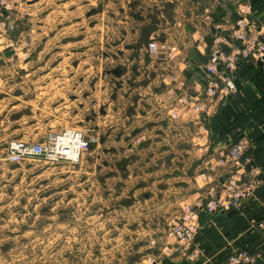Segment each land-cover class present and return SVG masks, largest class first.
I'll return each instance as SVG.
<instances>
[{
  "label": "crops",
  "instance_id": "obj_1",
  "mask_svg": "<svg viewBox=\"0 0 264 264\" xmlns=\"http://www.w3.org/2000/svg\"><path fill=\"white\" fill-rule=\"evenodd\" d=\"M65 4L61 1L54 9ZM107 5L119 16L104 20L103 2L102 12H97L103 18L98 23L103 30L100 42L107 38L113 44L108 56L101 50L97 57L101 63L97 66L101 72L96 81L98 104L93 114L89 108L81 112L87 125L80 129L99 135L101 143L82 157L81 169L93 172L86 169L79 178H66L64 188L48 193L55 196L50 209L55 214L49 217L67 209L87 216L89 204L101 212L110 209L108 204L114 214L128 210L132 218H144L146 226L151 223L146 234L153 242L155 235L159 237L160 249L167 255L156 264H224L238 250L263 253V67L254 62L240 65L235 76L238 93L204 118V129L185 116L170 117L178 94L170 89L181 86L193 92L203 84L213 34H227L241 8L249 6L252 21L264 27V0H114ZM22 9L20 4L15 10ZM0 15L8 16L1 4ZM106 22H112V33L107 35ZM76 38L65 39V46L81 40ZM153 39L167 41L180 51L172 57H150L147 45ZM105 62L110 64L108 73ZM243 138L252 157L250 175L259 184L238 209L209 214L204 206L208 188L200 176L203 161L215 162L220 151ZM120 170L128 172L126 177H121ZM186 205L198 208L199 233L190 248L169 247L163 242L168 233L165 223ZM2 216L0 210V220ZM158 219L160 228H153ZM4 225L0 221V234L8 232ZM195 249L196 256H187Z\"/></svg>",
  "mask_w": 264,
  "mask_h": 264
},
{
  "label": "rangeland",
  "instance_id": "obj_2",
  "mask_svg": "<svg viewBox=\"0 0 264 264\" xmlns=\"http://www.w3.org/2000/svg\"><path fill=\"white\" fill-rule=\"evenodd\" d=\"M61 1L66 3L63 8L54 9ZM100 1L27 0L20 11L15 10L18 5L11 10L1 6L8 16L0 15V221L8 232L0 234V264H156L167 255L159 237L155 235L153 242L146 234L152 227L148 220L146 226L144 218L136 220L128 210L114 214L111 204L103 212L89 204L87 216L67 209L49 217L55 214L50 210L55 196L48 193L64 188L66 178H79L86 169L93 172L81 169L82 159H7L6 149L13 141H44L51 132L87 125L81 112L89 108L93 114L97 108V57L101 50L108 56L113 44L107 38L100 42L103 30L98 23L103 18L97 12H102L104 2V20L119 16L107 5L114 0ZM111 23H105L106 35L112 33ZM71 36L81 40L66 47L64 41L71 42ZM109 65L105 62V73ZM127 174L120 170L121 177ZM173 218L163 226L168 232L163 242L188 247L169 235ZM159 221L153 228H160Z\"/></svg>",
  "mask_w": 264,
  "mask_h": 264
},
{
  "label": "built area",
  "instance_id": "obj_3",
  "mask_svg": "<svg viewBox=\"0 0 264 264\" xmlns=\"http://www.w3.org/2000/svg\"><path fill=\"white\" fill-rule=\"evenodd\" d=\"M27 0H0L6 10ZM240 16L227 34L214 33L208 61L204 65V82L193 92L184 87L171 88L175 93L176 104L170 117L178 119L185 116L191 121H198L199 128H206L204 118L214 115L221 105L238 93L236 72L244 62H254L264 69V27L256 25L251 19L249 6L241 8ZM228 46V47H227ZM150 57H172L180 51L177 46H170L167 41L151 40L147 45ZM44 141H13L7 147V159L20 163L36 157L48 162L78 163L92 147L101 143V137L87 134L75 127L51 132ZM144 138V136H143ZM252 157L247 141L243 138L233 143L228 149L220 151L218 159L203 161L201 177L208 188L205 210L209 214L239 208L242 201L251 195L258 186V181L250 175ZM198 208L193 205L183 207L182 213L170 222L169 235L179 243L192 246L199 233ZM199 253L197 249L191 256ZM264 264L263 253H251L238 250L230 254L224 264Z\"/></svg>",
  "mask_w": 264,
  "mask_h": 264
}]
</instances>
